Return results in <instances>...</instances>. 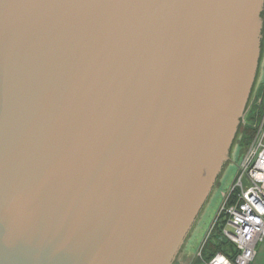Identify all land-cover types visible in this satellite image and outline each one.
Here are the masks:
<instances>
[{
  "label": "water",
  "instance_id": "obj_1",
  "mask_svg": "<svg viewBox=\"0 0 264 264\" xmlns=\"http://www.w3.org/2000/svg\"><path fill=\"white\" fill-rule=\"evenodd\" d=\"M262 45L264 0H0V264H172Z\"/></svg>",
  "mask_w": 264,
  "mask_h": 264
},
{
  "label": "built area",
  "instance_id": "obj_2",
  "mask_svg": "<svg viewBox=\"0 0 264 264\" xmlns=\"http://www.w3.org/2000/svg\"><path fill=\"white\" fill-rule=\"evenodd\" d=\"M220 221H225L222 234L234 246L235 255L232 259L216 252L207 264H251L257 245L264 240V118L240 162L235 183L203 237L197 259L204 260V250Z\"/></svg>",
  "mask_w": 264,
  "mask_h": 264
},
{
  "label": "rangeland",
  "instance_id": "obj_3",
  "mask_svg": "<svg viewBox=\"0 0 264 264\" xmlns=\"http://www.w3.org/2000/svg\"><path fill=\"white\" fill-rule=\"evenodd\" d=\"M262 99L264 100V45H262L257 79L252 89V93L250 94L246 112L241 119V128L246 124V122L251 125L261 124L264 118V104L261 106L259 102ZM240 133L237 140L233 143V146L235 145L234 148L231 146L230 150H232V154L230 155L229 162L227 163L220 177V173L226 162H224L223 166L221 167L216 180L213 182L209 190L204 207L197 221H194L192 225V227H194L191 228V232L189 231L190 233H188L189 235L187 240L185 239V246H182V250L180 249V251L177 253L178 256L176 255L175 259L172 261V264H207L206 260L197 259L196 253L201 245L206 231L210 227L220 205L223 202L224 196L227 195L228 191L235 183L237 178L240 162L246 152V147L241 145L242 142L240 143ZM219 177L220 179L218 181ZM217 236L226 238L223 234ZM251 264H264V240L257 245V255L254 262Z\"/></svg>",
  "mask_w": 264,
  "mask_h": 264
},
{
  "label": "trees",
  "instance_id": "obj_4",
  "mask_svg": "<svg viewBox=\"0 0 264 264\" xmlns=\"http://www.w3.org/2000/svg\"><path fill=\"white\" fill-rule=\"evenodd\" d=\"M259 103L262 106L264 104V100L263 99L260 100ZM258 128H259V125H256V124L251 125L247 122L241 128L240 143L242 142L241 145H244L246 149L252 142ZM224 224H225V221H220L218 225L216 226L215 233L204 250V254H203L204 260H209L210 257L214 255L216 252H223L224 254H226L227 256L233 259L235 255V250H234V246L232 245V243L226 238H221L217 236V235L222 234V228Z\"/></svg>",
  "mask_w": 264,
  "mask_h": 264
},
{
  "label": "flooded vegetation",
  "instance_id": "obj_5",
  "mask_svg": "<svg viewBox=\"0 0 264 264\" xmlns=\"http://www.w3.org/2000/svg\"><path fill=\"white\" fill-rule=\"evenodd\" d=\"M260 47H259V54H260V48H261V39H260ZM237 117V116H236ZM238 117H239V115H238ZM235 146V145H234ZM234 146H233V148H234ZM232 154V150L229 152V155H231ZM229 160H230V157H229V159L227 160V161H225L226 163L224 164V166H223V168H222V171H221V173H220V177H221V175H222V173H223V170H224V168L226 167V165H227V163L229 162ZM220 177L218 178V181H219V179H220ZM204 207V206H203ZM203 207H202V209H203ZM202 209L200 210V212H199V214H198V216H197V218H196V221H197V219H198V217H199V215H200V213H201V211H202ZM194 227V226H193ZM193 227H191V228H193ZM192 231V229L190 230V232ZM189 232V233H190ZM189 235V234H188ZM188 235H187V237H186V240H187V238H188ZM186 240H185V242H184V244L182 245L183 247L185 246V243H186ZM181 250H182V247L180 248ZM180 249H179V251H180ZM178 251V252H179ZM178 256V255H177Z\"/></svg>",
  "mask_w": 264,
  "mask_h": 264
},
{
  "label": "crops",
  "instance_id": "obj_6",
  "mask_svg": "<svg viewBox=\"0 0 264 264\" xmlns=\"http://www.w3.org/2000/svg\"><path fill=\"white\" fill-rule=\"evenodd\" d=\"M257 255V254H256ZM256 258V257H255ZM255 260V259H254ZM254 262V261H253Z\"/></svg>",
  "mask_w": 264,
  "mask_h": 264
}]
</instances>
